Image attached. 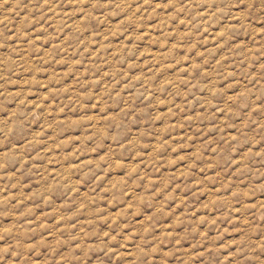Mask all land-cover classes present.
I'll use <instances>...</instances> for the list:
<instances>
[{"label":"rangeland","instance_id":"1","mask_svg":"<svg viewBox=\"0 0 264 264\" xmlns=\"http://www.w3.org/2000/svg\"><path fill=\"white\" fill-rule=\"evenodd\" d=\"M0 264H264V0H0Z\"/></svg>","mask_w":264,"mask_h":264}]
</instances>
